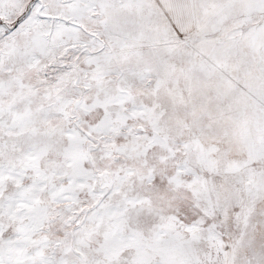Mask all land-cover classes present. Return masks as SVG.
I'll use <instances>...</instances> for the list:
<instances>
[{
    "label": "snow or ice",
    "instance_id": "6c2138e0",
    "mask_svg": "<svg viewBox=\"0 0 264 264\" xmlns=\"http://www.w3.org/2000/svg\"><path fill=\"white\" fill-rule=\"evenodd\" d=\"M0 264H264V0H0Z\"/></svg>",
    "mask_w": 264,
    "mask_h": 264
}]
</instances>
